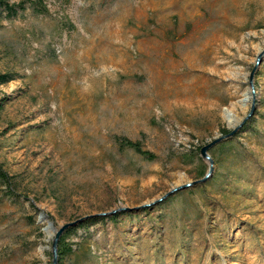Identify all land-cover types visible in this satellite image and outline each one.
<instances>
[{"label":"rangeland","instance_id":"1","mask_svg":"<svg viewBox=\"0 0 264 264\" xmlns=\"http://www.w3.org/2000/svg\"><path fill=\"white\" fill-rule=\"evenodd\" d=\"M44 3L0 18V165L22 195L0 196V264H52L56 231L94 215L63 264H264V0ZM251 105L255 130L225 136Z\"/></svg>","mask_w":264,"mask_h":264},{"label":"trees","instance_id":"2","mask_svg":"<svg viewBox=\"0 0 264 264\" xmlns=\"http://www.w3.org/2000/svg\"><path fill=\"white\" fill-rule=\"evenodd\" d=\"M26 9H29L33 14H46L48 12V8H47L46 4L44 3V0H19L17 2H10L8 0H0V18L4 17L6 19H13L15 17L20 16ZM69 26H70V28H73L72 24H69ZM257 75H260L259 71L256 72V76ZM11 79H13V75L11 73H0V85L9 82ZM254 122H255L254 121V115L253 114L249 115V117H247L243 121V123L239 126V128L237 130L239 132H252L253 130H255ZM230 131L231 130L223 129L225 136L228 135ZM114 142L116 143L118 149H120V150L130 149L134 153L138 154L140 157H142L145 160L153 161L157 157L153 152L145 149L139 140H132V139L126 138L124 136H115ZM223 144H225V143H223ZM198 149L200 150L201 147H199ZM211 157H212V160L214 162L215 161L214 157L213 156H211ZM198 175L200 177L199 179H201L205 175V170L203 168H200L198 171ZM206 179H207V177L204 180H201L200 182H203ZM180 190H182V189H180ZM176 191H179V190H176ZM176 191H174V192H176ZM0 196L3 198H7V199H13V198H18V197L22 196L19 193H17L16 186H15V183L13 181L12 176L9 175L2 168L1 165H0ZM24 198H26V197H24ZM151 206L152 205L144 207V209H142V210L143 211L149 210L150 208H153ZM129 210H131V209H128V210L125 209L122 211L112 212L108 216V218L109 219H116V218H118V216H120L122 214L129 215L131 213ZM101 220L102 219L99 216L94 215V216L87 217V218H84V219L78 221L77 223H79V225H77V226L71 225V226L67 227L64 230V232L61 234V236L58 240V243H57V264H63V259L65 257V253L67 251L66 245L64 244V240H65L66 236L68 235V233L70 231L76 229L79 226H85V225L87 226L88 224H95Z\"/></svg>","mask_w":264,"mask_h":264},{"label":"water","instance_id":"3","mask_svg":"<svg viewBox=\"0 0 264 264\" xmlns=\"http://www.w3.org/2000/svg\"><path fill=\"white\" fill-rule=\"evenodd\" d=\"M260 58H258L257 59V65L260 63ZM257 65H255L254 67H253V69L251 70V72H250V75H249V81H250V84L252 85V78H253V75H254V73H255V70H256V68H257ZM252 110H253V105H251V108H250V111H249V113L236 125V126H234L232 129H231V131L229 132V134L228 135H232L238 128H239V126L243 123V121L247 118V117H249V115L251 114V112H252ZM222 139V137H218V138H216V139H214L213 141H211L210 143H208V144H206L205 146H203V147H201V149H200V155L202 156V157H205L206 159H210V157H209V155H208V153H207V151H208V149L213 145V144H215L216 142H218V141H220ZM212 161H211V159H210V163H211ZM211 167H209V169H208V171L205 173V175L201 178V179H198V180H195V181H193L192 183H186V184H183V185H180V186H175V187H173L172 189H170L169 191H167L160 199H158V200H156L155 202H158L159 200H161V199H164L167 195H169V194H171V193H173L174 191H176V190H180V189H184V188H186V187H188L189 185H191V184H194L195 182H198V181H201V180H204L206 177H208V175L210 174V171H211ZM79 220H76V221H74V222H71V223H69V224H66V225H64V226H62L58 231H56V233H55V236H54V239H53V242H52V264H56V262H57V243H58V239H59V237H60V235L62 234V232H63V230H64V228L66 227V226H68V225H71V224H75V223H77ZM49 225H51V224H49Z\"/></svg>","mask_w":264,"mask_h":264}]
</instances>
